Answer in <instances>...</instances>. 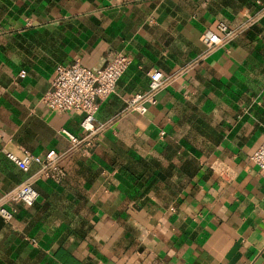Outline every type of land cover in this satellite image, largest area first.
<instances>
[{"label": "crops", "instance_id": "1", "mask_svg": "<svg viewBox=\"0 0 264 264\" xmlns=\"http://www.w3.org/2000/svg\"><path fill=\"white\" fill-rule=\"evenodd\" d=\"M220 23L237 35L212 50ZM119 53L132 64L100 101L105 127L60 182L7 157L69 150L62 131L82 136L83 115L41 101L57 67L96 70ZM150 71L168 79L156 104L126 111ZM263 141L264 0H0V204L26 181L39 193L7 203L0 264H254Z\"/></svg>", "mask_w": 264, "mask_h": 264}, {"label": "built area", "instance_id": "2", "mask_svg": "<svg viewBox=\"0 0 264 264\" xmlns=\"http://www.w3.org/2000/svg\"><path fill=\"white\" fill-rule=\"evenodd\" d=\"M237 32L226 24L220 23L218 32L208 36L210 49L229 42L235 38ZM132 60L125 54L119 53L111 57L102 68L93 70L83 67L79 62L69 66H58L53 79L52 88L42 97V103L52 112H80L83 117L81 128L82 136H76L67 130L62 133L70 142L69 150L65 152L51 151L45 156L24 152L18 157L7 152V157L21 170L28 172L33 165L39 166L37 178L60 182L65 175L63 162L71 154L80 151L87 154L96 144L105 125L97 124L96 115L99 111L100 101L109 98L116 90L117 84L129 69ZM24 77V73L20 74ZM149 87L144 93L135 94L127 101L126 111L145 115L150 106L157 102L158 93L165 88L168 79L160 71L148 72ZM264 177V141L255 150L251 157ZM39 198L38 191L32 181H26L16 187L0 204V216L10 221L12 209L8 204H24L32 207Z\"/></svg>", "mask_w": 264, "mask_h": 264}, {"label": "water", "instance_id": "3", "mask_svg": "<svg viewBox=\"0 0 264 264\" xmlns=\"http://www.w3.org/2000/svg\"><path fill=\"white\" fill-rule=\"evenodd\" d=\"M264 260V253L258 258V260L254 264H261Z\"/></svg>", "mask_w": 264, "mask_h": 264}]
</instances>
